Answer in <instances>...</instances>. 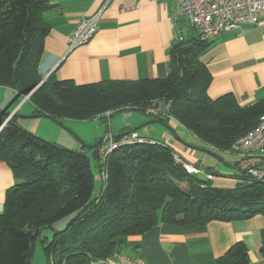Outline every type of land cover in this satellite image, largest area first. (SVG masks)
Returning <instances> with one entry per match:
<instances>
[{
  "label": "trees",
  "instance_id": "16d2710c",
  "mask_svg": "<svg viewBox=\"0 0 264 264\" xmlns=\"http://www.w3.org/2000/svg\"><path fill=\"white\" fill-rule=\"evenodd\" d=\"M51 1L0 0V85L12 88L15 97L30 93L7 122V106L0 108V160L16 178L0 212V264H29L40 230L67 217L62 230L40 240L48 264L107 259L119 251V238L142 234L159 222L203 224L264 216V179L253 177L249 168H237L233 187H218L186 174L173 163L172 149L157 140L119 144L104 161L97 148L88 147L100 173L94 194L95 175L84 149L63 148L23 128V115L86 120L126 108L144 111L157 98L170 101L166 113L205 147L226 151L264 115V98L241 106L231 94L208 96L210 74L198 58L207 40L198 37L195 43L171 46V71L163 78L77 84L49 73L43 79L39 65ZM260 252L264 256V225ZM248 263L241 241L216 258V264Z\"/></svg>",
  "mask_w": 264,
  "mask_h": 264
},
{
  "label": "crops",
  "instance_id": "0c3cea01",
  "mask_svg": "<svg viewBox=\"0 0 264 264\" xmlns=\"http://www.w3.org/2000/svg\"><path fill=\"white\" fill-rule=\"evenodd\" d=\"M51 4L45 13L49 32L39 69L43 76L51 73L57 79H71L77 84L166 77L171 71V46L195 43L199 35L186 17L171 19L177 0H52ZM98 10L96 33L87 42L68 50V38L79 21ZM198 58L210 74L206 90L210 98L231 94L241 106L264 98V25L245 23L238 29L213 35ZM14 98L12 88L0 85V108L8 107ZM27 117L31 118L27 129L34 133L42 123L40 118L46 116ZM150 117L147 122H154V130L146 128L151 135L148 139L162 142L189 162L200 165L197 150L219 153L205 147L173 117L164 120ZM226 164L234 166H228L234 170L214 174L211 182L215 186L233 187L238 167H260L264 160L255 156L239 160L232 157ZM15 181L10 166L0 160V212L5 193ZM263 225L264 216L260 213L245 219H213L203 224L159 222L142 234L119 238L118 250L149 264H216V258L241 241L248 249V264H264L260 252ZM107 259L118 264L110 256ZM91 264L106 263L98 260Z\"/></svg>",
  "mask_w": 264,
  "mask_h": 264
},
{
  "label": "built area",
  "instance_id": "2783aa9c",
  "mask_svg": "<svg viewBox=\"0 0 264 264\" xmlns=\"http://www.w3.org/2000/svg\"><path fill=\"white\" fill-rule=\"evenodd\" d=\"M100 10L82 18L74 32L68 38V50L87 42L97 31ZM186 17L199 32L198 38L208 40L218 33L238 29L242 24L251 23L264 25V0H177V7L171 19ZM170 104L168 100H154L144 112L152 116L170 117L166 111ZM107 111L105 114H108ZM13 113L7 116L4 122ZM106 145L97 147L100 161H104L109 151L119 144H130L152 140L142 137L136 130L122 133L117 139L106 136ZM226 152L237 153L241 157H260L264 160V115L254 128L235 139ZM173 163L183 171L194 177L202 176L211 181L214 173L200 165L189 162L175 150H171ZM249 173L258 179H264V165L249 167ZM118 264H149L139 257H129L120 251H113L110 255ZM112 264L108 259L99 260Z\"/></svg>",
  "mask_w": 264,
  "mask_h": 264
},
{
  "label": "rangeland",
  "instance_id": "374dc122",
  "mask_svg": "<svg viewBox=\"0 0 264 264\" xmlns=\"http://www.w3.org/2000/svg\"><path fill=\"white\" fill-rule=\"evenodd\" d=\"M20 94L21 93L19 92L16 94L18 97L16 103H11V105L5 109L8 114H6L5 117L3 118L4 121L7 118V116L10 115V113H13L15 110H17L18 106L28 97L30 93L28 94L25 93L23 95ZM154 99L157 100V98ZM150 116H151L150 114H146L144 111L138 109L134 110V109L126 108L115 111L111 115L109 112L108 114H103L97 118L86 119V120L63 118L60 121L61 125L55 123L49 117H42L40 118L42 119L41 120L42 123L40 124L37 131L34 133L45 140L56 142L59 146L66 149H72V150H79L81 148L84 149L86 154L89 156L90 167L95 175V188L93 193L96 194L98 192V187L100 185V173L96 166V157L94 156L92 149L84 145L93 144L98 138H100L103 135L105 137L106 136L108 137V136H115L120 131L127 132L129 130L128 127L130 128L137 127L138 129L136 131L142 137L149 138V136L151 137V135L147 131L148 128L151 131L154 130V128H152L153 127L152 124L154 122H147L148 120L151 119ZM142 117H145V119L142 120ZM154 117H158V116H154ZM9 119L10 117L8 118V120ZM21 119H22L21 123H23L24 125L23 128L27 129L29 125L28 123L31 120V118H28L27 116L26 117L23 116ZM26 121L28 122L26 123ZM152 136L153 138L160 139L159 135L152 134ZM107 141L108 139H105L97 147L99 146L103 147L104 145H106ZM196 154L198 156V162H199L198 164H200L203 168H206L208 171L213 172L217 176L232 173L234 169L229 168L227 164H225V163H230L232 157L238 160L241 159V156L238 155L237 153H230L224 151H219V153L216 154L219 155L225 163L218 160L212 154L205 152L203 150H197ZM196 178L205 180L203 179L202 176ZM68 220L69 217L61 219L55 222L52 225V228L46 227L40 230L39 237H37L31 244L29 264H48L44 252L42 250L40 240L41 238H46L47 240L51 239L53 235V231L62 230L66 226Z\"/></svg>",
  "mask_w": 264,
  "mask_h": 264
},
{
  "label": "water",
  "instance_id": "95a60500",
  "mask_svg": "<svg viewBox=\"0 0 264 264\" xmlns=\"http://www.w3.org/2000/svg\"><path fill=\"white\" fill-rule=\"evenodd\" d=\"M48 75H49V74H48ZM48 75L43 76V79H45ZM16 97H17V95H16ZM16 97H15V98H16ZM15 98L11 101V103L14 102ZM11 103H10V104H11ZM23 116H36V115H23ZM40 116H46V117H49V118H51L55 123L61 125V122H60L59 120H57L56 118L51 117L50 115L42 114V115H40ZM104 140H105V136L103 135V136H101L100 138H98L93 144H91V145H84V146L97 148V146H98L100 143H102ZM203 150H205L206 152L212 154V155L215 156L218 160H220V161H222L223 163H225V162L221 159V157H220L219 155H217L215 152H213L212 150H208V149H203ZM225 164H226V163H225ZM228 166L234 168V166H232V165H229V164H228Z\"/></svg>",
  "mask_w": 264,
  "mask_h": 264
}]
</instances>
